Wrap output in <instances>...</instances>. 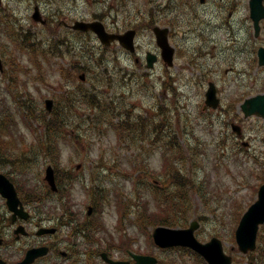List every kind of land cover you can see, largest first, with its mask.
<instances>
[{"label": "rangeland", "instance_id": "obj_1", "mask_svg": "<svg viewBox=\"0 0 264 264\" xmlns=\"http://www.w3.org/2000/svg\"><path fill=\"white\" fill-rule=\"evenodd\" d=\"M166 1L3 0L0 53L8 71L4 77L0 72V115L13 126L0 132V139L8 138L15 150L11 157H0L1 169L15 171L31 186L34 213L67 222L58 234H99L103 243L98 246L118 255L122 252L117 244L125 234L133 238L131 247L152 251L172 264H205L193 252L160 250L150 238L166 216H179L184 220L177 224L183 226L200 221L196 234L201 240L220 237L234 264H264V227L257 240L260 249L243 254L235 241L238 221L264 182V119L247 120L250 146L243 148L231 129L234 113L204 109L209 81L240 86L223 73L225 65L201 50L207 44L213 51L218 33L204 34L198 24L174 29V65L159 60L149 69L117 44L104 50L96 35L60 26L64 20L72 24L97 16L112 29L139 25L138 54L143 57L151 50L160 55L148 21L156 14L162 20L169 16ZM34 4L40 5L50 26L32 19ZM206 8L214 6H201ZM225 32L224 38L230 31ZM81 44L84 50L78 51ZM82 54L85 59L77 63ZM194 60H201L205 69H197ZM74 63H86V80L79 79ZM247 80L255 91L264 90V69L253 68ZM46 98L54 99V111L64 120L61 125L53 122L51 132L45 126L51 118ZM48 164L56 169L59 194L44 179ZM167 190L174 191L171 204L165 199ZM89 204L94 213L85 223ZM119 210L124 212L122 223ZM82 223L89 229H82ZM72 237L80 246L69 261L83 264L78 257L81 236ZM105 237L113 239L106 242ZM12 251L13 258L20 255ZM80 258L86 262L82 254ZM55 261L51 254L39 264Z\"/></svg>", "mask_w": 264, "mask_h": 264}, {"label": "water", "instance_id": "obj_2", "mask_svg": "<svg viewBox=\"0 0 264 264\" xmlns=\"http://www.w3.org/2000/svg\"><path fill=\"white\" fill-rule=\"evenodd\" d=\"M36 19H39V13L36 11L34 14ZM75 28L87 30L89 28L95 30L99 37L105 43H110L114 38L120 39V41L129 47H132L133 37L135 31L130 30L124 34H110L105 30L104 25L100 21L84 22L76 21ZM158 43L163 48L165 58L171 63L173 56V48L168 44L167 39V29L155 28ZM155 60L154 55L149 56L150 65ZM261 63H264L263 61ZM1 66V61H0ZM82 77H84L82 75ZM211 92H209L210 94ZM47 103L52 104V100H48ZM51 107V106H49ZM244 109L249 113H260L264 115V95H258L246 101L244 104ZM53 189H56L55 179L53 170L48 168L46 177ZM91 211V210H90ZM264 222V184L259 190V199L253 203L249 209L244 213L240 224L236 231L237 241L239 243L240 249L247 252L249 249H254L256 247V236L259 228V224ZM199 226L198 222H192L189 228L183 229H173L169 227L160 226L154 231V238L156 242L161 246L169 245H186L194 248L195 250L202 253L210 261V264H230V256L224 254L222 243L218 238H213L208 243H200L194 236L195 229ZM48 231H55V229H48ZM155 259L152 257H143V264H153ZM26 262L25 264H28Z\"/></svg>", "mask_w": 264, "mask_h": 264}, {"label": "flooded vegetation", "instance_id": "obj_3", "mask_svg": "<svg viewBox=\"0 0 264 264\" xmlns=\"http://www.w3.org/2000/svg\"><path fill=\"white\" fill-rule=\"evenodd\" d=\"M253 31L252 29L250 30ZM250 32V33H251ZM234 47L231 50L235 52H246L249 53L251 56H258V49L260 46H264V31L261 30L260 34L255 40V38L245 39L243 43L239 44L238 41L232 40ZM256 45V46H255ZM231 69L234 66L229 67ZM239 109V105H237ZM43 223V224H42ZM42 218H36L30 215L28 218H23L19 214L14 215L13 213L7 211L5 214L0 215V237L9 236L8 241H16V240H24L27 238H35L33 246H41V245H48L50 249H52L59 257L56 264H75L74 262L69 261L75 253V251L79 248V242L71 236L80 235L81 244H83L82 253L78 254L80 261L83 264H111L105 259H101L99 254L101 255L100 247H97L91 243L92 234H45L39 235L36 234L35 229L44 225ZM18 226H23L24 229L27 230L26 236L18 235L15 233V229ZM4 228L11 229V234H6ZM86 239V240H85ZM129 240H133L132 237H129ZM7 241V240H6ZM4 241V244L6 243ZM107 256L114 259H127V264H135V260L132 257L133 254L143 253L141 248L130 247V248H121L120 250L124 251L125 256L121 257L116 252H111L110 248L106 247ZM85 253V254H84ZM83 255L86 262H83L80 258V255ZM160 260V259H159ZM71 262V263H70Z\"/></svg>", "mask_w": 264, "mask_h": 264}, {"label": "trees", "instance_id": "obj_4", "mask_svg": "<svg viewBox=\"0 0 264 264\" xmlns=\"http://www.w3.org/2000/svg\"><path fill=\"white\" fill-rule=\"evenodd\" d=\"M167 217V216H166ZM168 223H172L171 221H169Z\"/></svg>", "mask_w": 264, "mask_h": 264}]
</instances>
